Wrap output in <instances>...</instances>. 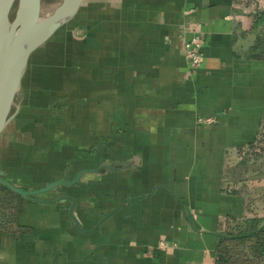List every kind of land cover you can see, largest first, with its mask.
<instances>
[{
  "label": "crops",
  "instance_id": "obj_1",
  "mask_svg": "<svg viewBox=\"0 0 264 264\" xmlns=\"http://www.w3.org/2000/svg\"><path fill=\"white\" fill-rule=\"evenodd\" d=\"M0 172L81 175L21 199L0 264H215L228 220L264 219V0H85L29 59Z\"/></svg>",
  "mask_w": 264,
  "mask_h": 264
},
{
  "label": "water",
  "instance_id": "obj_2",
  "mask_svg": "<svg viewBox=\"0 0 264 264\" xmlns=\"http://www.w3.org/2000/svg\"><path fill=\"white\" fill-rule=\"evenodd\" d=\"M85 0H62L49 15L43 16V0H0V134L5 130L20 91L21 79L32 53L50 40L79 11ZM17 4V12L11 13ZM74 181H57L39 190L22 189L0 172V184L22 198L34 197Z\"/></svg>",
  "mask_w": 264,
  "mask_h": 264
},
{
  "label": "trees",
  "instance_id": "obj_3",
  "mask_svg": "<svg viewBox=\"0 0 264 264\" xmlns=\"http://www.w3.org/2000/svg\"><path fill=\"white\" fill-rule=\"evenodd\" d=\"M21 199L0 184V234L19 238L31 231L19 222ZM215 264H264V219L254 215L228 220L217 247Z\"/></svg>",
  "mask_w": 264,
  "mask_h": 264
},
{
  "label": "built area",
  "instance_id": "obj_4",
  "mask_svg": "<svg viewBox=\"0 0 264 264\" xmlns=\"http://www.w3.org/2000/svg\"><path fill=\"white\" fill-rule=\"evenodd\" d=\"M204 39L200 33H194V35L185 44L186 57L192 68H197L204 57ZM215 120L213 118L199 119L200 123H213Z\"/></svg>",
  "mask_w": 264,
  "mask_h": 264
},
{
  "label": "rangeland",
  "instance_id": "obj_5",
  "mask_svg": "<svg viewBox=\"0 0 264 264\" xmlns=\"http://www.w3.org/2000/svg\"><path fill=\"white\" fill-rule=\"evenodd\" d=\"M62 0H43V5H42V14L43 16H47L51 14L60 4ZM17 12V4L14 6L11 17L12 19L15 17ZM16 105V103H15ZM15 111V106L13 108L12 113Z\"/></svg>",
  "mask_w": 264,
  "mask_h": 264
}]
</instances>
